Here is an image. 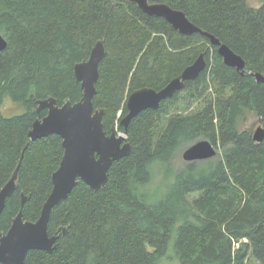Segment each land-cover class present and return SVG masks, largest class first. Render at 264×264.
<instances>
[{
  "label": "trees",
  "instance_id": "obj_1",
  "mask_svg": "<svg viewBox=\"0 0 264 264\" xmlns=\"http://www.w3.org/2000/svg\"><path fill=\"white\" fill-rule=\"evenodd\" d=\"M150 1L184 11L228 44L245 59L244 73L227 65L206 35L181 33L132 0H0V32L8 41L0 52V192L18 170L16 190L0 214V238L23 194L29 196L24 218L40 217L64 156L60 135L29 137L47 113L37 112L38 100L79 101L83 89L74 67L98 40L107 53L94 104L106 111L107 132L128 113L134 90L162 89L202 52L207 59L182 91L132 118L130 155L113 163L99 190L77 182L51 212L49 233L66 228L56 248L32 249L23 264H158L162 258L264 264V139L256 141L243 126L254 115L264 127V83L254 75L264 74V0L258 7L249 0ZM8 97L24 112L6 115ZM200 139L221 152L180 161ZM158 166L167 177L155 189Z\"/></svg>",
  "mask_w": 264,
  "mask_h": 264
},
{
  "label": "water",
  "instance_id": "obj_2",
  "mask_svg": "<svg viewBox=\"0 0 264 264\" xmlns=\"http://www.w3.org/2000/svg\"><path fill=\"white\" fill-rule=\"evenodd\" d=\"M149 15L164 17L178 31L184 34L200 32L209 37L218 47L224 62L244 73L246 61L228 44L216 35L193 23L184 11L164 2L150 0H132ZM8 41L0 32V52L5 50ZM107 53L103 40H98L88 59L78 62L75 76L81 82L83 96L79 101H66L59 104L50 96L38 100L37 112L47 113L38 117L29 131L31 140H37L51 134H58L63 140L64 156L59 168L53 173V188L46 199L40 217L36 221L24 218L23 207L29 196L23 194L22 205L7 232L0 238V263L23 264L27 253L32 249L46 250L50 253L57 246V240L65 233L61 228L55 235L49 233V220L53 208L66 199L79 180L85 181L94 190L105 186L109 180V171L114 162L130 155L132 145L128 140V127L133 117L147 108H158L161 102L182 91L188 80H194L207 66L206 52L188 65L182 73L173 78L162 89L143 87L134 90L127 98L128 113L115 123L111 132L104 125L105 109L95 107L97 95L96 83L100 76V63ZM258 82L264 83V74L254 72ZM119 125L124 131L119 130ZM256 141L264 139V127L260 124L253 133ZM218 148L208 139H200L188 146L182 153L185 161L205 160L215 157ZM18 170L0 192V214L4 211L7 198L16 190Z\"/></svg>",
  "mask_w": 264,
  "mask_h": 264
},
{
  "label": "rangeland",
  "instance_id": "obj_3",
  "mask_svg": "<svg viewBox=\"0 0 264 264\" xmlns=\"http://www.w3.org/2000/svg\"><path fill=\"white\" fill-rule=\"evenodd\" d=\"M249 2H250L251 5H253L255 7H258V6H260L263 3V0H249ZM184 101L185 102H183L182 105H181L182 110H186L188 108L187 107V102L188 101L187 100H184ZM197 105L198 104H194L193 108L196 107ZM24 110H25L24 107H22L21 105L15 103L10 97H8L6 99V101H5L4 105H3V111L8 116L23 113ZM259 125H260L259 118L254 116V115H250L248 121H246L243 126H244V128L247 127V128L252 129L253 132H254ZM219 152H221L220 149H219ZM179 159L182 162L185 161L182 154H181ZM159 169H161V168H159V166H158V168H156V172L160 173L162 176L158 174L159 177L156 179L155 184L153 185V188H155V189H157L160 186V183H161L162 179L163 178L165 179V177H167L166 176L167 174L165 173V175H164L163 172L162 173L159 172L160 171ZM173 244H174V241L171 242L170 250H171V248H173ZM169 256H171V255H169ZM253 262L256 264L255 261H253ZM158 264H181V263H180V261L177 258H175V259L162 258L159 261Z\"/></svg>",
  "mask_w": 264,
  "mask_h": 264
}]
</instances>
